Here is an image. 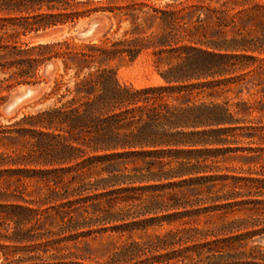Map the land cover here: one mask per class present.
<instances>
[{
	"label": "trees",
	"instance_id": "trees-1",
	"mask_svg": "<svg viewBox=\"0 0 264 264\" xmlns=\"http://www.w3.org/2000/svg\"><path fill=\"white\" fill-rule=\"evenodd\" d=\"M99 3L0 0V94L56 67L53 104L0 126V264H91L80 244L106 234L98 264H264V175L221 166L263 151L260 101L229 95L254 94L264 33L229 34L237 1ZM248 12L264 25L263 3ZM94 14L110 21L98 41L21 42ZM143 54L162 83L122 84L121 63ZM32 178L48 189L35 199ZM46 219L60 227L38 231ZM20 245L33 255L14 259Z\"/></svg>",
	"mask_w": 264,
	"mask_h": 264
},
{
	"label": "rangeland",
	"instance_id": "rangeland-1",
	"mask_svg": "<svg viewBox=\"0 0 264 264\" xmlns=\"http://www.w3.org/2000/svg\"><path fill=\"white\" fill-rule=\"evenodd\" d=\"M94 1L95 2L100 1V3H105L107 0H94ZM151 1L164 4L170 1H180V0H151ZM227 1H237L241 3H245L243 6H237L234 10L231 11L234 13L240 11V13L237 19L235 20L236 22L232 24L230 28H228L230 35H234V33H236L237 31L245 35L248 34L255 35L259 33H264V25L258 22L257 19L253 18L251 14L248 12L255 6L257 2H261L264 4V0H211V4L212 6H219L220 4ZM203 16L204 15H202V17ZM92 20H98L100 22V26L95 32V35L88 39L80 38L79 33L84 29H86ZM109 26H110V21L106 19L105 15L94 14L89 18L79 20L77 24L73 27L68 25L64 27L50 29L45 32H40L36 34L32 33L26 37H21V42L27 43L32 46L41 43H51L63 39H73L76 42H83L90 40L98 41L107 32ZM262 58H264V55H262ZM50 63L52 64L51 69L48 68L47 66ZM55 71H56L55 65L52 62H49L41 71L42 78L39 83L17 85L11 87V89L7 91H2L0 97H5V101L0 102V126L5 127L8 125H12L18 120H20L24 115L35 114L38 111L50 107L53 104L54 99L52 98L48 99L47 97L54 84L53 82L56 76ZM5 77H7V75L0 74V79H3ZM118 79L122 84L133 85L135 87L159 85L162 83L159 77L153 71V68L151 66V59L148 54L141 55L134 62L123 61L121 63L120 70L118 73ZM256 83L257 86L255 88L258 89L259 91L258 93L255 94V88H254L253 90H251V93H254L253 95L245 91L242 95L238 97L230 94L229 98L233 103L238 101H248L254 104H258V102L260 101L261 104L258 106L261 107L262 112L261 113L254 112L251 118H260L262 122H264V73H261L260 78L258 81H256ZM26 88L39 89V93L35 97L21 104L14 112L9 114L6 113L5 109L9 103L11 96L14 95L15 93L21 92ZM18 128L19 126H15V129ZM7 142H8L7 140L4 141V143ZM237 146L248 147L249 145H247V143H241L238 144ZM259 147H261L263 151L258 152L260 156L259 159L255 161L256 163L248 162L246 159L241 158V156H244L245 154L237 153L227 156L226 161L222 163L221 166L227 167L237 172L244 171L245 175H247L248 170L264 175V137L262 138V142L260 143ZM18 148H19V143L14 142L13 149L16 150ZM23 187L24 189H26L25 193L26 195H28L27 198L30 199H35L41 193L48 191L46 186L39 183L34 178L24 181ZM54 214L55 213L53 210H49V212L45 213V216L53 217ZM60 224L61 223H59L58 225L54 223H49L48 220L46 219L44 224L42 223L40 226L37 225L36 229H39L38 231H42V232L49 230H56L60 227ZM0 225L4 226V222L2 220H0ZM152 233L153 230H150L149 234ZM114 244H115L114 237H111L108 234L101 237L98 236L95 239H90L81 243L80 247L82 248V251L80 253L89 256L90 257L89 263L91 264L105 263L110 257V254L114 248ZM2 245L3 242H0V263L3 261V251L4 252L6 251L5 249L2 248ZM19 247L20 249H24V250H21L20 253L14 257V259L16 258L21 259L22 257L23 258L27 257L29 254L33 255V253L32 254L30 253V250L26 251L27 249L26 247H23L22 245H20ZM64 251L65 253H67L66 249ZM71 251H77V249L72 248ZM49 254L45 255L44 259L46 261H49L48 258Z\"/></svg>",
	"mask_w": 264,
	"mask_h": 264
},
{
	"label": "water",
	"instance_id": "water-1",
	"mask_svg": "<svg viewBox=\"0 0 264 264\" xmlns=\"http://www.w3.org/2000/svg\"><path fill=\"white\" fill-rule=\"evenodd\" d=\"M100 26V22L98 20H92L89 23V26L79 33V37L82 39H88L95 35V32ZM48 68H52V64L47 65ZM39 93V89L26 88L21 92L15 93L11 96L8 105L6 106V113L14 112L23 102L30 100L35 97ZM259 242L264 245V237H262Z\"/></svg>",
	"mask_w": 264,
	"mask_h": 264
},
{
	"label": "bare ground",
	"instance_id": "bare-ground-1",
	"mask_svg": "<svg viewBox=\"0 0 264 264\" xmlns=\"http://www.w3.org/2000/svg\"><path fill=\"white\" fill-rule=\"evenodd\" d=\"M33 89H34V88H33ZM23 103H25V102H23ZM23 103H22V104H23Z\"/></svg>",
	"mask_w": 264,
	"mask_h": 264
}]
</instances>
